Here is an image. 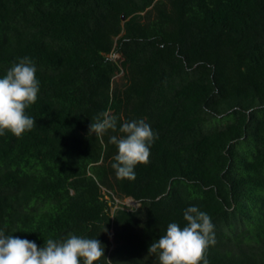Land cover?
<instances>
[{"label":"trees","instance_id":"16d2710c","mask_svg":"<svg viewBox=\"0 0 264 264\" xmlns=\"http://www.w3.org/2000/svg\"><path fill=\"white\" fill-rule=\"evenodd\" d=\"M0 264H264V0H0Z\"/></svg>","mask_w":264,"mask_h":264},{"label":"rangeland","instance_id":"374dc122","mask_svg":"<svg viewBox=\"0 0 264 264\" xmlns=\"http://www.w3.org/2000/svg\"><path fill=\"white\" fill-rule=\"evenodd\" d=\"M111 57H113L114 59H119V58H120V55L117 54V53H113V54H111ZM121 75H122V73L118 74V75L116 76V79L118 80V79L121 77ZM103 191H104V190H103ZM104 192H105V191H104ZM105 198L110 199V197H109L108 195H106V194H105ZM126 199H127V198H124V199H122V200L116 199V204H118V205H119V204H124V205H127V206H129V207H137L135 204L128 203Z\"/></svg>","mask_w":264,"mask_h":264},{"label":"water","instance_id":"95a60500","mask_svg":"<svg viewBox=\"0 0 264 264\" xmlns=\"http://www.w3.org/2000/svg\"><path fill=\"white\" fill-rule=\"evenodd\" d=\"M127 202L128 203H131V204H135L136 206H139V202L138 201H136L133 197H127Z\"/></svg>","mask_w":264,"mask_h":264}]
</instances>
